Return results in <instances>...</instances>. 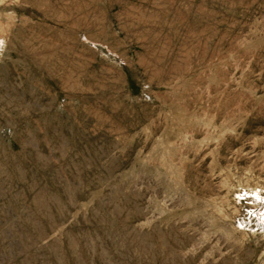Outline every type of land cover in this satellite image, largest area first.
<instances>
[{"label": "rangeland", "instance_id": "374dc122", "mask_svg": "<svg viewBox=\"0 0 264 264\" xmlns=\"http://www.w3.org/2000/svg\"><path fill=\"white\" fill-rule=\"evenodd\" d=\"M0 264H264V0H0Z\"/></svg>", "mask_w": 264, "mask_h": 264}]
</instances>
